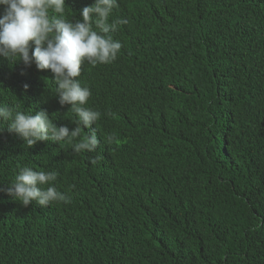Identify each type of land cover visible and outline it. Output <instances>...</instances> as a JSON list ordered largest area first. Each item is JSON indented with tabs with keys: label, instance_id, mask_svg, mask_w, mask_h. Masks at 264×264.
Listing matches in <instances>:
<instances>
[{
	"label": "trees",
	"instance_id": "1",
	"mask_svg": "<svg viewBox=\"0 0 264 264\" xmlns=\"http://www.w3.org/2000/svg\"><path fill=\"white\" fill-rule=\"evenodd\" d=\"M92 3L66 0L68 19ZM113 18L117 60L78 78L95 152L0 123V264H264V0H119ZM52 81L0 59V104L71 131ZM23 166L57 172L71 202L15 201Z\"/></svg>",
	"mask_w": 264,
	"mask_h": 264
},
{
	"label": "clouds",
	"instance_id": "2",
	"mask_svg": "<svg viewBox=\"0 0 264 264\" xmlns=\"http://www.w3.org/2000/svg\"><path fill=\"white\" fill-rule=\"evenodd\" d=\"M119 0H94L80 10L79 18L68 19L66 0H0V59L10 64L35 65L38 71L50 70L55 96L61 107L70 106L76 127H58L46 111L25 113L0 104V123L31 148L38 142L60 147L70 145L74 153L95 152L100 144L92 126L101 113L88 107L92 92L82 86L81 67L115 62L122 44L113 38L125 18H113ZM24 85V90H28ZM106 115H113L106 113ZM88 129L89 132H85ZM97 129V128H96ZM114 134L107 137L113 142ZM100 156L90 160L92 165ZM58 173L23 166L7 188V194L27 207L35 203L47 207L54 202L70 203V198L55 187Z\"/></svg>",
	"mask_w": 264,
	"mask_h": 264
}]
</instances>
